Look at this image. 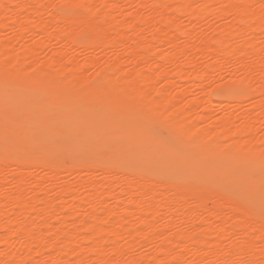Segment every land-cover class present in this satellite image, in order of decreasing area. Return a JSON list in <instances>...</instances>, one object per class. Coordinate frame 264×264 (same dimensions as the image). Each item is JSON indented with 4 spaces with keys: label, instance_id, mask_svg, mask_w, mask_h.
Masks as SVG:
<instances>
[{
    "label": "bare ground",
    "instance_id": "bare-ground-1",
    "mask_svg": "<svg viewBox=\"0 0 264 264\" xmlns=\"http://www.w3.org/2000/svg\"><path fill=\"white\" fill-rule=\"evenodd\" d=\"M219 2L0 0V264H264V0ZM54 116L181 162L30 157Z\"/></svg>",
    "mask_w": 264,
    "mask_h": 264
},
{
    "label": "rangeland",
    "instance_id": "rangeland-1",
    "mask_svg": "<svg viewBox=\"0 0 264 264\" xmlns=\"http://www.w3.org/2000/svg\"><path fill=\"white\" fill-rule=\"evenodd\" d=\"M223 2V0H222ZM222 2H219L222 4ZM218 5V6H217ZM209 6L207 11L203 13L206 23L210 26H217L222 23H226L230 20L231 15L228 14V9L217 3ZM220 5V6H219ZM134 6V5H133ZM135 7H131L133 10ZM131 10V11H132ZM181 23L186 29L189 26L190 21L187 18H182ZM233 65L227 64L224 71L228 72L232 70ZM223 86L220 90L221 95H229L232 92V88ZM25 99L26 110L22 111V115H27V108L29 107L30 100L33 97ZM4 102L0 100V126L4 120L8 122H14L19 125H23L26 133L32 129H29L28 123L25 122V117H20L16 112L11 109L10 106H4ZM40 104V103H36ZM50 126L47 129H42L39 125V129H33L37 136L41 138L42 144L38 149L28 150V155L30 157L36 155H43L45 159L51 164H55L61 167H69L75 165H97L102 166L109 161L119 160L115 158L117 155H122L120 157V163H129L133 167H155L160 161L169 160L173 164L181 162L178 157L172 152H165L163 147L155 143H144L139 147H134L133 152L126 154L128 151H124L125 147L113 145L112 147L107 146L106 141L108 138L105 137L104 132H94L93 130L77 129L74 133L62 127L59 123L58 117H50ZM29 135V133H27ZM36 136V138H37ZM31 138V136L29 137ZM116 140V139H115ZM124 146V145H122ZM48 157V158H47ZM118 161V162H119ZM171 165V164H170ZM66 174V173H65ZM63 174V176L65 175ZM67 175V174H66ZM65 175V176H66ZM215 186L230 189L231 185L225 180L222 175L215 173ZM264 193V189L261 190ZM264 207V206H263Z\"/></svg>",
    "mask_w": 264,
    "mask_h": 264
},
{
    "label": "snow or ice",
    "instance_id": "snow-or-ice-1",
    "mask_svg": "<svg viewBox=\"0 0 264 264\" xmlns=\"http://www.w3.org/2000/svg\"><path fill=\"white\" fill-rule=\"evenodd\" d=\"M17 7H20V6L17 5ZM59 7L61 9H63L65 7H69V6H67V5H60ZM72 7L84 8V7H86V5H74ZM261 171H262V173H264V152L261 153ZM262 188H264V184H262Z\"/></svg>",
    "mask_w": 264,
    "mask_h": 264
}]
</instances>
